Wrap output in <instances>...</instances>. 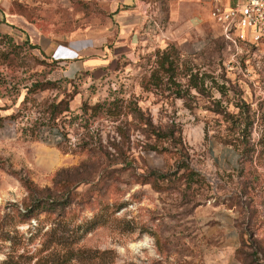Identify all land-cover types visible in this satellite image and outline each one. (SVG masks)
Wrapping results in <instances>:
<instances>
[{
    "label": "rangeland",
    "instance_id": "rangeland-1",
    "mask_svg": "<svg viewBox=\"0 0 264 264\" xmlns=\"http://www.w3.org/2000/svg\"><path fill=\"white\" fill-rule=\"evenodd\" d=\"M210 2L0 0V264H264V52Z\"/></svg>",
    "mask_w": 264,
    "mask_h": 264
},
{
    "label": "built area",
    "instance_id": "built-area-1",
    "mask_svg": "<svg viewBox=\"0 0 264 264\" xmlns=\"http://www.w3.org/2000/svg\"><path fill=\"white\" fill-rule=\"evenodd\" d=\"M210 18L234 53L264 52V0H212Z\"/></svg>",
    "mask_w": 264,
    "mask_h": 264
},
{
    "label": "trees",
    "instance_id": "trees-1",
    "mask_svg": "<svg viewBox=\"0 0 264 264\" xmlns=\"http://www.w3.org/2000/svg\"><path fill=\"white\" fill-rule=\"evenodd\" d=\"M250 49L254 50V48H250ZM247 50H249V49H246V51H247ZM244 53H245V52H244ZM244 53H243V54H244ZM246 56H247V54H244V56H243L242 58L244 59V58H246ZM247 59H248V57H247ZM166 63H167L168 65H166ZM161 66H162V68H164V70H165L166 72H170L171 69L173 70V63H172V61H163V62L161 63ZM153 76H154V78H158L157 73H154ZM170 80H171V82H172L173 84H176V86H177V89H176V90L178 91V94L181 95L180 84L175 80V74L173 73V71L171 72ZM199 80L202 81L203 78H202V77H199V76L196 74L195 77H194V80H193V83L195 84L196 87L199 85ZM41 85L43 86L44 84H43V83L33 84V85H32V88H34V87H38V86H41ZM222 87H223V86H222ZM222 87H221V90H222ZM223 88H225V87H223ZM30 90H31V89H29V91H30ZM220 102H221V101L216 102V108H215V111H216L217 113H224V117L226 118V121H228V122H232V123L234 124L235 127H238V128H239L240 130H242V131H248V130L250 129V125H251L252 123H251V121H250V119H249L248 116H246V117L243 118V119L235 118L233 114L227 112L226 109H224V108L222 107V105H221ZM53 109H55V108L53 107ZM47 118H48V120H49V123H53V124H55V123H56V119L58 118V114H54V113H52V114H51V117H47ZM171 133L174 134V132H171ZM155 134H156V136H157L158 138H165V137L168 136L167 133H165V132H163V131H155ZM86 135H87V133H86L84 136H86ZM190 172H191V174H192L193 171H190ZM152 176H156V177H158V178L161 179V180H165V179L168 178L169 173H164V172H160V171H153V172H152ZM31 212H32V210L29 211V212H26V213L29 214V213H31Z\"/></svg>",
    "mask_w": 264,
    "mask_h": 264
},
{
    "label": "crops",
    "instance_id": "crops-1",
    "mask_svg": "<svg viewBox=\"0 0 264 264\" xmlns=\"http://www.w3.org/2000/svg\"><path fill=\"white\" fill-rule=\"evenodd\" d=\"M211 7H212V0L210 2V11H211ZM210 11H209V18H210ZM9 15L11 16V18H13V19H11L10 16L8 17V20L11 24H17V22H19V23H25L26 22L24 17L13 16L11 14H9ZM210 20H211V18H210ZM211 22H212V20H211ZM213 25L216 27L215 24H213ZM59 53H60V51H59Z\"/></svg>",
    "mask_w": 264,
    "mask_h": 264
}]
</instances>
